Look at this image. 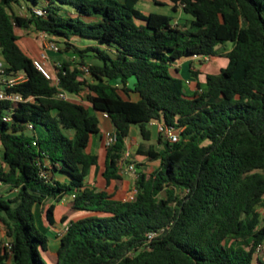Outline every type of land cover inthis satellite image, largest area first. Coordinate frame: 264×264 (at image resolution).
<instances>
[{"label":"trees","instance_id":"1","mask_svg":"<svg viewBox=\"0 0 264 264\" xmlns=\"http://www.w3.org/2000/svg\"><path fill=\"white\" fill-rule=\"evenodd\" d=\"M138 2L0 0L1 56L26 77L11 88L30 96L0 100V183L15 189L0 192V264H48L49 235L33 206L73 193L56 264H264V0H170L188 16L182 22ZM30 27L74 54L54 66L59 85L20 47L16 29ZM199 56L228 64L188 92L174 65ZM59 87L87 89L90 105L59 96ZM92 107L117 134L102 186L87 180L99 168L92 136L106 132ZM153 120L176 127L180 139L158 132L161 147L143 149L158 164L138 170L137 191L125 198L119 159L132 125L151 139Z\"/></svg>","mask_w":264,"mask_h":264},{"label":"crops","instance_id":"2","mask_svg":"<svg viewBox=\"0 0 264 264\" xmlns=\"http://www.w3.org/2000/svg\"><path fill=\"white\" fill-rule=\"evenodd\" d=\"M149 1V0H146ZM164 2L167 3V6H170L172 8V3L170 0H164ZM177 15L175 17L179 16L181 13H184L181 7H178V10L175 11ZM186 17H188L186 15ZM31 28V27H30ZM24 29V28H17L16 29V34L19 36V40L23 41L24 44V49L23 51L29 56H38L39 54L42 53L43 51V44L37 36H35V33H28L29 29ZM75 42V40H74ZM80 43H83L82 45H87V42L85 41H80ZM20 45V44H19ZM216 57L218 56H199L193 59H185L177 62L174 66L179 68L178 75L182 77L185 80V86L188 92L194 91V89L197 87L198 82L201 83V85H205V75L208 73L206 65L213 61ZM223 61L217 66L219 69L222 67H225L228 64V59L224 57ZM52 61L56 63H59L60 58L57 54V52L50 51L49 52V59H48V64H53ZM192 63V64H191ZM197 70L199 71V74L197 77L193 76L190 72V70ZM203 78V80H202ZM87 89H84L81 94L76 97L77 101H81L85 103L86 105H90V102L86 100L84 95L86 94ZM81 98H85V100H82ZM133 98H137L136 95L133 94ZM99 113H101L104 117L100 121L102 123V127L104 128L105 131L108 130H114V125H111V119L110 121L108 120L107 116L108 114L104 111L97 110ZM154 126V129L152 130V137L158 138V128L156 123H151ZM131 128V132H132ZM127 142V149L131 151V155L135 152L134 158H138L139 160H144V159H149L148 156L145 154V151H143L141 143L137 140L136 136H130L126 140ZM133 143L132 148L130 149V143ZM90 150L93 152L98 153L99 155V168L93 166L89 174L87 176L88 182H94L98 186H102L104 184V178L102 175V171L104 170L105 167V156H106V146L104 144V136L103 135H96L94 134L92 136L90 146ZM151 148V147H148ZM158 149V148H157ZM139 154H143V156L138 157ZM155 161V160H152ZM2 164V163H1ZM151 166H154L153 164ZM152 168V167H151ZM125 177V176H124ZM125 184H126V178L124 180V187L123 190L120 192V195H124L125 192ZM15 191L10 189L9 185L0 183V192L5 194V195H10ZM125 196V195H124ZM69 199H61L60 201H55V200H48L46 203H35L33 206L34 214L35 212L38 213L39 218H41V225L44 227V232L47 230L51 233L49 236V244H48V249L43 251V254L49 258V261L51 264H56V256H57V249L60 244V236L58 235V230L62 227V225L69 220L66 219L65 221L61 220L62 214L68 209L69 207ZM50 203H54V217H55V223L51 224L47 218V213L46 209L47 206ZM82 214V211H78L74 213L71 217H75ZM5 237V229L0 223V238ZM263 249H264V241H263ZM259 258L264 260V256L262 254H259Z\"/></svg>","mask_w":264,"mask_h":264},{"label":"built area","instance_id":"3","mask_svg":"<svg viewBox=\"0 0 264 264\" xmlns=\"http://www.w3.org/2000/svg\"><path fill=\"white\" fill-rule=\"evenodd\" d=\"M164 1V0H162ZM17 14H22V8H18ZM39 41L43 44V51L38 56L31 57V61L33 66L41 72L46 79L50 80L52 84L59 85V77L54 74L48 64L49 52H60V46L55 41V39L46 31L37 30L35 33ZM2 46L0 44V100H9V101H22L29 99L30 96L25 97L20 91L14 90L11 87L16 85L26 79L25 75L22 72L14 71L8 69V66L5 64L4 60L1 56ZM56 64H60L56 63ZM54 64V66L56 65ZM84 75L89 74V66L83 65L81 66ZM81 94V92H80ZM80 94H75L70 92L62 87L58 88V95L61 97L69 98V99H77ZM4 117L9 118V114H5ZM151 123H156L158 132H161L165 138L170 141H177L180 139V132L174 126L165 124L161 121L153 120ZM32 124L28 123L30 127ZM117 138V134L115 130H108L104 134V144L108 146L112 144ZM119 171L123 176H127L128 174H133L135 179L138 176V167L137 162L132 158L131 151L126 149L125 153L119 159ZM137 191V188L133 186L130 191V195L125 196V198H131L134 193ZM75 194L65 195L63 199L72 198ZM69 221H66L62 227L58 230V235L61 236L68 228ZM154 232H151L149 235L152 236ZM263 249V243L259 245L257 251Z\"/></svg>","mask_w":264,"mask_h":264},{"label":"rangeland","instance_id":"4","mask_svg":"<svg viewBox=\"0 0 264 264\" xmlns=\"http://www.w3.org/2000/svg\"><path fill=\"white\" fill-rule=\"evenodd\" d=\"M139 10H141L142 12H149V11H154V12H160V13H165V14H168V15H172L175 17V15H177V13L175 11H173V9L170 7V6H167V5H159V4H156L153 0H149V1H146V0H139V2L137 3V6H136ZM18 10V8L16 9ZM186 18V14L185 13H181L179 16L175 17V21H179V22H182L184 19ZM37 30L34 29L33 27H31L28 31V33H36ZM36 36V35H35ZM74 42V41H73ZM76 43L78 44H83V43H80L78 41H75ZM19 44L20 46L24 49V44H23V41L22 40H19ZM59 44V43H58ZM59 46H61L59 44ZM59 58H60V64L62 62L63 59H66L68 61H72L74 59V54L71 53V52H59L57 53ZM223 59H225L224 57H216L213 61L209 62L206 67H207V70H208V73H218L220 71V69L217 67L222 61ZM53 64H50L49 67L52 71H54V64L55 62L52 61ZM83 78H88V75H84ZM203 80V78H202ZM132 81H134V79H132ZM86 94L84 95V97L86 98V100H88V97H87V92H85ZM85 98H81L82 100H85ZM89 101V100H88ZM91 111L94 112V113H97L98 116L102 119L104 116L99 113L96 109H94L93 107L91 108ZM109 116H107L108 118ZM110 118V117H109ZM108 118V120L110 121V119ZM111 125H114L112 120H111ZM149 127L153 130L154 129V126L150 123L149 124ZM132 132H131V136H136L137 140L141 143L142 145V148L145 149H148V147H154V148H160L161 147V143L154 137H152L151 139H146L142 136L141 134V131L139 129V126L138 124L134 123L132 125ZM132 145L133 143L131 142L130 143V149H133L132 148ZM144 151V150H143ZM135 152L132 154V158L137 162V166H138V170L140 169H149L153 166H151L152 164L153 165H156L158 164V160H155V161H152L150 159H144V160H139L138 158H134V155ZM143 156V154H139L138 157H141ZM138 163H141L140 165ZM126 178V184H125V196H128L130 195V191L131 189L133 188L134 186V181H135V177L133 174H128L127 176H125ZM35 221H36V224L37 226L39 227V229H41L42 231H44V227L41 225V218H39L38 216V213L35 212ZM264 222V221H263ZM46 233L50 236L51 233L47 230ZM258 254H262L264 256V249H260L257 251ZM44 255V254H43ZM46 261L48 264H51L50 261H49V258L46 257L44 255ZM255 262H256V256H255Z\"/></svg>","mask_w":264,"mask_h":264}]
</instances>
